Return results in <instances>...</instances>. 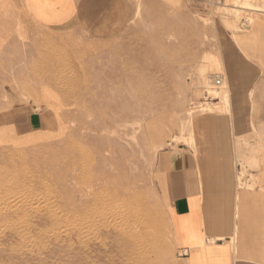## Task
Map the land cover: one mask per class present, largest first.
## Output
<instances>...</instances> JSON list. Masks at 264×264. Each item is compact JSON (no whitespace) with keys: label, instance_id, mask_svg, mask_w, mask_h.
Wrapping results in <instances>:
<instances>
[{"label":"rangeland","instance_id":"374dc122","mask_svg":"<svg viewBox=\"0 0 264 264\" xmlns=\"http://www.w3.org/2000/svg\"><path fill=\"white\" fill-rule=\"evenodd\" d=\"M253 29L264 0H113L25 29L0 68V264H185L162 156L195 150L202 117L230 104V60ZM262 42L245 53L258 83ZM252 119L249 152L264 145Z\"/></svg>","mask_w":264,"mask_h":264},{"label":"crops","instance_id":"0c3cea01","mask_svg":"<svg viewBox=\"0 0 264 264\" xmlns=\"http://www.w3.org/2000/svg\"><path fill=\"white\" fill-rule=\"evenodd\" d=\"M111 4L113 0H0V68L2 54L18 52L17 38L30 26L62 29L98 14L99 5ZM240 38L241 50L237 47L230 60V104L224 112L202 117L195 150L162 156L169 172L165 191L171 236L185 264H264V145L246 149L257 128L252 118L264 116V82L250 72L245 54L252 55L251 49L263 43L264 29L247 30ZM3 116L0 111V129ZM8 125L14 127L15 120ZM28 126L31 131L32 114ZM242 165L254 167L243 174Z\"/></svg>","mask_w":264,"mask_h":264},{"label":"built area","instance_id":"2783aa9c","mask_svg":"<svg viewBox=\"0 0 264 264\" xmlns=\"http://www.w3.org/2000/svg\"><path fill=\"white\" fill-rule=\"evenodd\" d=\"M216 85H221V83H222V79L221 78H218V79H216Z\"/></svg>","mask_w":264,"mask_h":264},{"label":"bare ground","instance_id":"6f19581e","mask_svg":"<svg viewBox=\"0 0 264 264\" xmlns=\"http://www.w3.org/2000/svg\"><path fill=\"white\" fill-rule=\"evenodd\" d=\"M94 210H95V209H94ZM15 215H16V216H20V215L14 214V216H15Z\"/></svg>","mask_w":264,"mask_h":264}]
</instances>
